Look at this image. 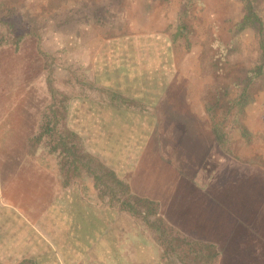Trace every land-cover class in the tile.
<instances>
[{"label": "rangeland", "instance_id": "374dc122", "mask_svg": "<svg viewBox=\"0 0 264 264\" xmlns=\"http://www.w3.org/2000/svg\"><path fill=\"white\" fill-rule=\"evenodd\" d=\"M254 9L264 42V0ZM243 16L240 0H0V18L12 25L0 26L9 33L0 46V140L22 139L23 130L8 134L17 125L35 131L48 82L71 94V74L84 80L63 64L77 40L97 44L140 28L168 32L177 65H190L191 113L184 131H174L175 166L191 187L220 192L205 201L192 194L187 209L208 225L200 236L216 244L218 264H264V75H250L260 64V37L255 26L241 25ZM12 106L20 108L14 122ZM1 147L3 154L19 149Z\"/></svg>", "mask_w": 264, "mask_h": 264}, {"label": "crops", "instance_id": "0c3cea01", "mask_svg": "<svg viewBox=\"0 0 264 264\" xmlns=\"http://www.w3.org/2000/svg\"><path fill=\"white\" fill-rule=\"evenodd\" d=\"M77 42L63 62L85 77L78 84L70 76L69 127L133 194L158 202L160 215L182 226L187 237L208 241L200 236L208 228L200 212L194 216L195 209L187 208L192 194L205 201L220 192L191 187L175 166L174 131H184L191 113L190 65H177L169 33L140 28L97 44ZM11 110L8 119L17 121L20 108ZM17 126L8 134L18 137L23 130L22 139L0 140V148H19L0 151V264H165L141 222L98 202L87 179L63 187L54 157L26 153L34 129ZM119 128L131 135L113 132Z\"/></svg>", "mask_w": 264, "mask_h": 264}, {"label": "trees", "instance_id": "16d2710c", "mask_svg": "<svg viewBox=\"0 0 264 264\" xmlns=\"http://www.w3.org/2000/svg\"><path fill=\"white\" fill-rule=\"evenodd\" d=\"M240 1L244 12L241 25L255 26L260 37V64L250 71L251 77L256 78L264 75L263 22L254 9L255 0ZM0 26L12 29L11 22L4 18H0ZM7 34L0 31V46L9 39ZM48 93L49 103L39 112L35 131L26 139L27 154L41 150L54 157L63 187L76 180L91 181L98 202L126 212L142 223L159 246L165 264H218L220 251L216 244L187 237L160 215L158 202L133 194L127 182L87 150L82 137L68 125L70 94L54 88L50 82ZM121 99L126 106H136L131 100Z\"/></svg>", "mask_w": 264, "mask_h": 264}]
</instances>
